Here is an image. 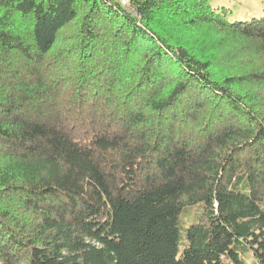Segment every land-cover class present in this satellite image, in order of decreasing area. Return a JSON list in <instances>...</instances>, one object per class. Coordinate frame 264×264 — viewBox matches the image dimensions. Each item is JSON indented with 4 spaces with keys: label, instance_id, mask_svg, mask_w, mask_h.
Masks as SVG:
<instances>
[{
    "label": "trees",
    "instance_id": "obj_1",
    "mask_svg": "<svg viewBox=\"0 0 264 264\" xmlns=\"http://www.w3.org/2000/svg\"><path fill=\"white\" fill-rule=\"evenodd\" d=\"M227 14L0 0V264H264V16Z\"/></svg>",
    "mask_w": 264,
    "mask_h": 264
},
{
    "label": "rangeland",
    "instance_id": "obj_2",
    "mask_svg": "<svg viewBox=\"0 0 264 264\" xmlns=\"http://www.w3.org/2000/svg\"><path fill=\"white\" fill-rule=\"evenodd\" d=\"M211 5L214 8L226 9L228 12L227 17L231 21L248 20L264 16V0H211ZM216 35L221 39L225 34L216 33ZM244 60L246 61V58ZM241 63L243 64V62H236V65H233L234 68H241ZM185 223L188 224V221Z\"/></svg>",
    "mask_w": 264,
    "mask_h": 264
},
{
    "label": "built area",
    "instance_id": "obj_3",
    "mask_svg": "<svg viewBox=\"0 0 264 264\" xmlns=\"http://www.w3.org/2000/svg\"><path fill=\"white\" fill-rule=\"evenodd\" d=\"M123 5L127 3V0H120Z\"/></svg>",
    "mask_w": 264,
    "mask_h": 264
}]
</instances>
